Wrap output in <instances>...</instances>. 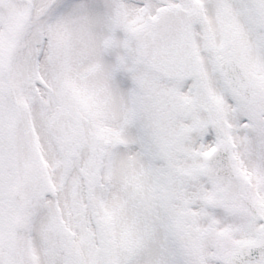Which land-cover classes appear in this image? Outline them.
<instances>
[{"label": "snow or ice", "instance_id": "snow-or-ice-1", "mask_svg": "<svg viewBox=\"0 0 264 264\" xmlns=\"http://www.w3.org/2000/svg\"><path fill=\"white\" fill-rule=\"evenodd\" d=\"M0 264H264V0H0Z\"/></svg>", "mask_w": 264, "mask_h": 264}]
</instances>
